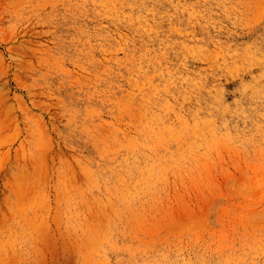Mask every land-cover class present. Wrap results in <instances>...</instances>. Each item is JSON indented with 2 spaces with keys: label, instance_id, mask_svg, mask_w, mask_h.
Returning a JSON list of instances; mask_svg holds the SVG:
<instances>
[{
  "label": "rangeland",
  "instance_id": "obj_1",
  "mask_svg": "<svg viewBox=\"0 0 264 264\" xmlns=\"http://www.w3.org/2000/svg\"><path fill=\"white\" fill-rule=\"evenodd\" d=\"M0 264H264V0H0Z\"/></svg>",
  "mask_w": 264,
  "mask_h": 264
}]
</instances>
